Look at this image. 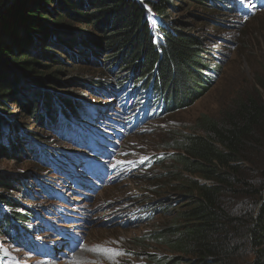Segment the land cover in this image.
<instances>
[{"label": "trees", "instance_id": "obj_1", "mask_svg": "<svg viewBox=\"0 0 264 264\" xmlns=\"http://www.w3.org/2000/svg\"><path fill=\"white\" fill-rule=\"evenodd\" d=\"M186 1L212 13L236 10L231 0ZM173 6L172 0H0V155L23 154L29 144L34 161H50V143L22 132L7 117L9 104L31 119L40 111L56 148L69 149L61 141L77 138L78 124L99 104L79 89L150 112L156 122L194 103L212 85L217 65L189 22L173 25ZM71 24L81 27L74 32ZM74 55L107 57L109 78H60ZM255 86L264 92V72ZM256 87L217 117L201 114L187 131H166L169 141L153 163L165 181L156 193L163 203L155 205L158 227L148 235L166 255L148 254L150 264H264V100ZM0 189L14 190L12 177L0 176ZM0 203L24 226L34 216L12 200ZM4 214L0 235L13 243L17 228Z\"/></svg>", "mask_w": 264, "mask_h": 264}, {"label": "rangeland", "instance_id": "obj_2", "mask_svg": "<svg viewBox=\"0 0 264 264\" xmlns=\"http://www.w3.org/2000/svg\"><path fill=\"white\" fill-rule=\"evenodd\" d=\"M9 1L5 0L6 4ZM172 1L174 6L170 8L168 18L176 21L173 25L181 21L189 22L191 32L203 37L204 45L211 54L210 59L217 65L212 85L194 103L174 110L161 122L154 119L145 121L122 136L114 134L119 127L106 125V128L112 129L109 135L100 136L98 146L101 151L97 161L102 158L107 169L112 166L111 161H133V165L122 171L107 175L104 178L106 181L116 178L110 183L100 185L98 174L90 177L79 164L78 157L73 163L74 172L64 168V162L60 164L61 173L53 170L51 164L34 161L29 144L23 154L11 157L0 155V176L12 177L14 187L8 192L0 189L1 201L12 200L15 208L28 214L37 209L38 216H32L27 225L32 231L41 230L33 234L40 244L48 247L42 255L27 253L13 246L7 235H0L3 264H150L148 254L157 257L166 255L159 243L148 238L158 227V217L152 211L156 203H163L159 202L161 200L156 193L164 191L160 181L165 182L164 179H157L159 171L153 170L156 160L149 161L154 154L164 153L162 148L169 141L166 131H187L201 114L217 117L233 99L251 94L256 87L257 73L264 72V10L254 11L248 18H242L223 9H212L216 12L212 13L191 1ZM245 3L250 6V1ZM71 25L74 32L81 27L79 24ZM73 57L72 60H65L60 78L84 75L94 79L108 77L107 57L93 55L86 60L82 55ZM124 71L114 70L113 73L118 76ZM256 89L264 100V92L258 87ZM78 92L84 98H97L106 113H116L115 106L120 109L117 99L104 102L107 98L93 88L79 89ZM8 110L7 117L18 120L23 125L22 132L55 144L51 140L55 137L42 129L43 123L37 119L40 111L31 119L15 104H9ZM129 116L131 110L120 118L124 120ZM100 121L105 122V116H100ZM21 140L25 142V139ZM80 148V144L75 146L76 154ZM106 152H111V156H107ZM41 174L55 182L56 189L59 187V191L49 199L39 192L33 180L34 176ZM131 210L134 215L129 214ZM7 211L15 214L11 208ZM74 243H80L78 248Z\"/></svg>", "mask_w": 264, "mask_h": 264}]
</instances>
